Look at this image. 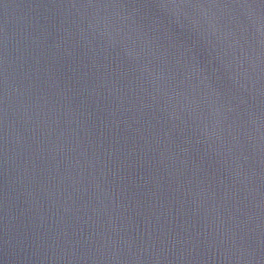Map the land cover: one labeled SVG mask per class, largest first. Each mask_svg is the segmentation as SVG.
Segmentation results:
<instances>
[{"label": "water", "instance_id": "1", "mask_svg": "<svg viewBox=\"0 0 264 264\" xmlns=\"http://www.w3.org/2000/svg\"><path fill=\"white\" fill-rule=\"evenodd\" d=\"M0 264H264V0H0Z\"/></svg>", "mask_w": 264, "mask_h": 264}]
</instances>
